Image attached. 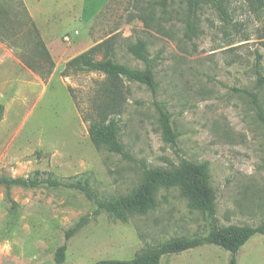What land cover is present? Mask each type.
I'll use <instances>...</instances> for the list:
<instances>
[{
    "label": "rangeland",
    "instance_id": "obj_1",
    "mask_svg": "<svg viewBox=\"0 0 264 264\" xmlns=\"http://www.w3.org/2000/svg\"><path fill=\"white\" fill-rule=\"evenodd\" d=\"M51 60L42 78L25 65L36 37ZM112 38L114 61L143 70L130 48L143 43L156 93L123 80L113 119L124 155L92 144L91 100L104 76L61 75L67 61ZM15 42L12 43V41ZM35 67L45 66L33 61ZM155 104L170 115L165 140ZM0 177L50 173L87 180L104 201L130 194L144 168L203 164L216 194L218 227L264 224V0H0ZM14 208H11V202ZM85 193L0 185V264H56L63 232L88 217L67 242L62 264L130 260L171 238L205 236L207 216L190 210L179 187L159 189L156 208L122 222ZM203 244L160 264H227ZM238 264H264V236L251 237Z\"/></svg>",
    "mask_w": 264,
    "mask_h": 264
},
{
    "label": "trees",
    "instance_id": "obj_2",
    "mask_svg": "<svg viewBox=\"0 0 264 264\" xmlns=\"http://www.w3.org/2000/svg\"><path fill=\"white\" fill-rule=\"evenodd\" d=\"M199 0H189V5L195 8ZM220 9V0H214ZM34 28V25H31ZM36 54L35 59H26L25 65L42 78L48 77L53 69V62L39 38L35 28ZM112 38L104 40L86 51L78 54L66 62L61 75L68 77L72 74L93 72L104 76L91 100L90 112L84 114V120L89 122L88 134L90 141L96 147H105L111 152L124 155L123 146L117 138V122L113 119L118 112L123 100V80L139 83L146 86L152 95L156 93V84L147 59L143 43H138L130 48V52L144 62L143 70L129 68L114 61ZM15 40L12 41V43ZM33 61L45 66L35 67ZM159 114V120L163 129L165 140L176 145L177 134L174 132L170 115L161 105L155 104ZM1 110V109H0ZM0 185L7 188L18 186L22 188H63L85 193L96 204L95 214L105 212L122 222L127 221V216L132 214H145L156 208V194L159 189H171L179 187L181 194L188 201L190 210L199 211L207 216L209 231L205 236L193 238H171L161 242L155 247L143 249L130 260H102L94 264H160L165 255L178 254L187 250L196 249L203 244L214 245L223 248L229 253L227 264H238V253L241 247L253 236H264V224L258 226L218 227L216 220V194L209 184L206 167L203 164H195L183 161L180 166L172 169L144 168L139 185L128 195L115 200L104 201L88 186L87 180L63 182L54 179L50 173L36 171L28 177H0ZM11 202V208L14 203ZM88 217H81L69 230L63 232L64 242L57 248L55 263L62 264L67 251V242L75 233L87 223Z\"/></svg>",
    "mask_w": 264,
    "mask_h": 264
}]
</instances>
